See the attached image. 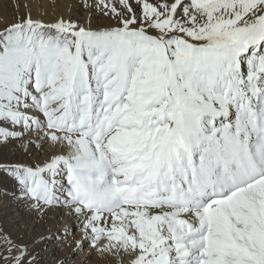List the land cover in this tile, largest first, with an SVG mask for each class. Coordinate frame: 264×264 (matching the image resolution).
<instances>
[{
	"label": "snow or ice",
	"instance_id": "snow-or-ice-1",
	"mask_svg": "<svg viewBox=\"0 0 264 264\" xmlns=\"http://www.w3.org/2000/svg\"><path fill=\"white\" fill-rule=\"evenodd\" d=\"M15 7L0 196L74 223L0 227V264H264V0Z\"/></svg>",
	"mask_w": 264,
	"mask_h": 264
},
{
	"label": "bare ground",
	"instance_id": "bare-ground-1",
	"mask_svg": "<svg viewBox=\"0 0 264 264\" xmlns=\"http://www.w3.org/2000/svg\"><path fill=\"white\" fill-rule=\"evenodd\" d=\"M26 2L32 4L34 14L43 15L47 13L46 18L51 19L55 15L53 10L55 5H59L56 11H63L67 14L69 11H76L75 5L78 4L79 0H0V28L4 26L5 22H11L18 14L15 5ZM23 10L21 8V11ZM11 147L9 146V149ZM9 158H12L10 152ZM65 222L74 223L71 218L65 215L64 210L58 209L56 213H49L48 216L40 219L29 212L21 202H17L11 197L0 196V227L12 232L14 236H22L27 239L34 235H47L49 229L55 232L58 226H62ZM55 246L48 250L58 248L59 243H56ZM87 253L88 250L85 249V252L76 259L85 261L86 264H98L99 258L93 255L89 259ZM60 254L67 255L66 252Z\"/></svg>",
	"mask_w": 264,
	"mask_h": 264
},
{
	"label": "rangeland",
	"instance_id": "rangeland-1",
	"mask_svg": "<svg viewBox=\"0 0 264 264\" xmlns=\"http://www.w3.org/2000/svg\"><path fill=\"white\" fill-rule=\"evenodd\" d=\"M9 188H10V186H9ZM0 190H2L3 191V186H0ZM56 243H58V242H54L49 248H51L52 246L53 247H56L55 245H56Z\"/></svg>",
	"mask_w": 264,
	"mask_h": 264
}]
</instances>
